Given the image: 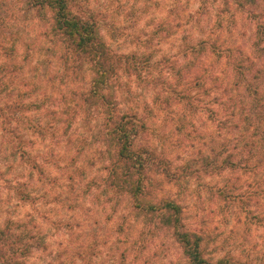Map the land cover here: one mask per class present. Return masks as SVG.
Segmentation results:
<instances>
[{"label": "rangeland", "instance_id": "1", "mask_svg": "<svg viewBox=\"0 0 264 264\" xmlns=\"http://www.w3.org/2000/svg\"><path fill=\"white\" fill-rule=\"evenodd\" d=\"M80 1L123 57L109 90L120 113L144 122L139 145L182 176L168 181L150 170V201L179 203L212 261L263 264L264 62L258 78L250 75L259 105L236 90L240 79L225 59L193 50L215 43L250 55L264 0ZM45 29L21 0H0V237L25 249L26 264H186L170 232L107 188L113 147L102 135V110L81 104L92 73L65 67L63 46ZM210 111L228 119L225 130Z\"/></svg>", "mask_w": 264, "mask_h": 264}, {"label": "trees", "instance_id": "2", "mask_svg": "<svg viewBox=\"0 0 264 264\" xmlns=\"http://www.w3.org/2000/svg\"><path fill=\"white\" fill-rule=\"evenodd\" d=\"M21 1L35 12L40 21L44 22L46 36L63 46L65 67L73 65L72 68L78 71L88 68L92 73L89 90L82 95L81 104L96 106L102 110L105 129L102 135L113 147V157L110 156L109 164L105 169L107 188L112 190L117 197L127 196L133 211L139 217H143L146 223L154 222L152 225L157 224L170 232L186 264H243L230 255L215 261L207 258L201 245V238L196 233L187 230L183 222L181 205L169 198L160 199L155 203L150 201V192L153 187L150 185L152 175L150 170L153 171V175L159 174L168 181L182 180V176L172 171L171 164L166 159L157 156L148 147L139 145V135L145 129L144 122L135 114L120 113L116 98L109 90L112 77L123 57L112 52L104 41L98 19L80 6V0ZM249 4L251 6V3ZM249 15L256 16L253 9H249ZM256 22L250 55L245 53L242 46L235 49L222 48L215 43L210 46L197 47L195 50L188 47L187 50L188 52L190 49L194 52L198 49L199 51L208 50L211 54L217 55L218 59H225L230 70L235 72L237 78L240 79L235 83L236 90L243 87L252 97L253 103L260 105V92L253 87L252 80H250L251 74H254L253 78H258L257 74L261 73L258 66L264 62V21L257 17ZM223 93L227 97L230 94L229 91ZM175 95L181 101H186L187 105L190 104L187 94L176 93ZM216 102H220V105H227V102H223L220 97L216 99ZM1 112H3L2 109H0V116ZM209 113L210 120H213L218 127L223 130L227 128L228 119L218 121L213 116V111ZM249 128L250 125H246V130ZM257 144H259L258 141L252 140V150ZM231 166H236L233 160L227 164L228 168ZM234 168L231 167L230 170ZM221 170H225V167L221 166L219 171ZM216 193L225 200L232 198L222 189H216ZM247 214L248 217L259 222L258 217L251 210ZM24 251L23 248L17 249L12 244L3 242L0 237V264H26L20 259Z\"/></svg>", "mask_w": 264, "mask_h": 264}]
</instances>
